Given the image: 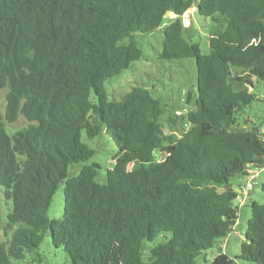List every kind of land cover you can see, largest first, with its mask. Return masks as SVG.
<instances>
[{
    "label": "trees",
    "instance_id": "obj_1",
    "mask_svg": "<svg viewBox=\"0 0 264 264\" xmlns=\"http://www.w3.org/2000/svg\"><path fill=\"white\" fill-rule=\"evenodd\" d=\"M195 2L0 0V186L12 201L0 264H19L46 234L70 264H264V204L256 201L239 254L218 248L205 257L237 222L231 180L264 169V127L235 129L258 99L251 77L264 78V0ZM193 6L212 22L207 54L180 19L162 29L159 59L191 58L196 68L195 108L175 138L149 90L133 87L114 101L104 83L141 58L136 33ZM19 118L26 125L8 132ZM103 129L117 151L99 182V164H86L95 150L82 137ZM75 164L83 165L72 175ZM60 185L62 217L50 218Z\"/></svg>",
    "mask_w": 264,
    "mask_h": 264
},
{
    "label": "rangeland",
    "instance_id": "obj_2",
    "mask_svg": "<svg viewBox=\"0 0 264 264\" xmlns=\"http://www.w3.org/2000/svg\"><path fill=\"white\" fill-rule=\"evenodd\" d=\"M198 2L199 0H195ZM195 2V3H196ZM180 19L184 27V36L200 44L201 52H209L208 31L212 26L210 18L202 17L193 6L188 9L179 18L172 12L164 16L161 27L149 33H136L134 39L138 47L142 50V56L139 60L131 63L128 69L121 72L107 81L104 86L110 100L119 101L123 95L129 92L133 87H142L149 90L150 94L156 98L163 109L161 123L165 134L172 135L175 138L188 129L185 123V114L195 108L197 97L196 68L194 59L185 58L174 60L172 62L159 59L162 51L163 28L171 21ZM128 42L127 39L123 44ZM233 75H240V71L234 69ZM244 78H249L247 72L241 74ZM254 82L252 93L257 96L250 107L244 109L237 119L236 130L250 129L254 126L264 127V78L259 79L251 77ZM6 90L0 89V114H4ZM191 97L190 102H186L187 96ZM94 101V97L91 96ZM26 122L23 118L14 124H8L7 130L10 133L24 127ZM82 141L95 154L86 164L92 162L100 166L98 172V181L104 182L106 171L113 163L112 156L116 153L115 146L111 136L103 129L94 139L88 140L85 136ZM83 164H75L70 167L72 175H76ZM248 183L252 184L253 189L243 201L234 200L233 205L238 208L237 222L232 232L225 238L219 240L217 246L208 249L206 256L209 260L218 251V248L234 258L239 254L241 241L246 232V223L250 217L249 203L256 201L264 204V190L261 185L264 183V169H250L247 175L237 177L231 180V188L238 195ZM63 186L60 185L55 192L48 209L50 218L60 219L63 213ZM220 191L223 188L219 189ZM242 197V194L240 195ZM12 210V201L5 199L4 190L0 186V242H6L10 238V232H4L7 214ZM19 264H70L69 258L63 248H56L51 244L48 234L43 237L40 246L32 251L26 252L24 259ZM235 264H251L235 259Z\"/></svg>",
    "mask_w": 264,
    "mask_h": 264
},
{
    "label": "built area",
    "instance_id": "obj_3",
    "mask_svg": "<svg viewBox=\"0 0 264 264\" xmlns=\"http://www.w3.org/2000/svg\"><path fill=\"white\" fill-rule=\"evenodd\" d=\"M249 90L251 91L252 88L250 87ZM253 189L252 184L248 183L247 186H245V188H243L240 192V195L242 194V197L240 195H237L236 200L243 201L245 199V197L249 194V191H251Z\"/></svg>",
    "mask_w": 264,
    "mask_h": 264
}]
</instances>
